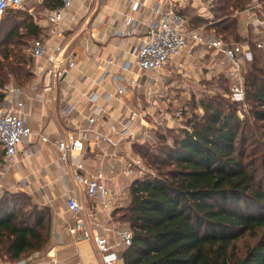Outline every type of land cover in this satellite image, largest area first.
<instances>
[{
  "label": "trees",
  "instance_id": "obj_1",
  "mask_svg": "<svg viewBox=\"0 0 264 264\" xmlns=\"http://www.w3.org/2000/svg\"><path fill=\"white\" fill-rule=\"evenodd\" d=\"M215 2L211 12L229 13L246 9L252 0ZM45 4L52 9L61 0H44ZM25 11L11 10L1 19L16 20ZM19 19V26L0 28L3 91L10 83L29 86L36 79L30 48L42 30L32 18ZM238 22V18H225L210 30L227 42L246 41L237 31ZM29 37L28 57L23 47ZM254 38H250L254 61L245 73L252 124L240 120L239 103L228 104L219 94H211L201 98L203 112L188 118L172 143L160 130L155 144H134V153L158 174L133 181L128 201L120 209L124 213L119 220L132 231L131 245L121 252L123 264H264V183L257 177L256 162L246 161L237 147L239 136L242 142L247 140V127L256 129L258 122H264V50ZM220 80L229 92V81L224 75L217 83ZM211 85L218 87L216 81ZM262 165L264 169V161ZM19 197L6 192L0 198V261L7 263L45 256L51 248L50 209L35 204L37 210L23 214L16 208ZM245 236L256 243L240 252L238 241Z\"/></svg>",
  "mask_w": 264,
  "mask_h": 264
},
{
  "label": "crops",
  "instance_id": "obj_2",
  "mask_svg": "<svg viewBox=\"0 0 264 264\" xmlns=\"http://www.w3.org/2000/svg\"><path fill=\"white\" fill-rule=\"evenodd\" d=\"M136 1L145 2L146 5H139L137 8L129 0H75L66 10L62 23L65 31L64 40L68 51L77 55L76 66L62 80L55 83L51 92L31 91L30 86L37 83V79L24 88L29 96V98L23 96L22 99L26 100V123L34 133L32 143L23 146L12 164L9 165L5 157L0 161V189L3 192L27 193L41 207L50 209L51 248L47 254L56 255L64 264H71L72 261H76V264H103L91 241H77L69 232L76 224L72 213L67 209L66 201L69 195L73 193L77 195L82 206L81 217L87 222L90 233L94 234V230L89 222L95 218L105 227L99 232L107 236L113 250L120 255L124 247L119 244L114 230L126 228L113 220V214L109 216L105 213L101 204L85 195L74 183L72 170L66 168L59 160L60 153L56 141L75 128L73 118L76 113L85 110V114H88L91 97L98 95L97 103L111 108L114 121L128 117L133 110L140 113L151 112L155 116L163 111L172 116L173 112L167 110V107H170L168 104L170 100L164 101V98H167L165 96H169L173 89L178 88H174L172 84L174 79L187 81L194 77L201 81L225 75L226 65L223 61L193 46L167 65L166 73L169 77L167 84L158 81L157 75L147 77L133 65L131 69L125 71V64L134 62L133 52L143 39V26L151 20L149 7L156 2ZM211 4L207 0H188L183 14L186 15L189 6L197 10L196 18H187L189 26L206 34L214 33L210 26L220 21L219 18L210 17L208 5ZM241 13L242 18H238V21L242 24L246 41L251 43L250 38L253 37L255 42L264 40L262 35L257 34V29L252 24L256 19L253 18L255 14L264 19V12L250 10ZM35 22L40 26L41 38L46 42L48 53L51 54L57 40L49 37L46 18H35ZM111 60L116 62L110 63ZM38 62L39 60L33 59V70ZM123 78L133 79L136 83L131 85ZM118 84L128 85L127 93L120 98L104 102L101 96L108 92L115 94ZM69 104L75 107L76 112L65 120L64 111ZM150 122L151 118L136 119V131L151 125ZM174 122L171 119L164 125L171 127ZM40 135L47 137L49 141L44 142ZM130 149L125 142L121 143L118 151L109 146L95 150L92 148L84 159L88 170L103 171L112 179L111 186L115 184L119 191L126 194V202L130 186L136 180L123 175L129 164L127 153L135 155L134 146L133 151ZM47 254L42 257H46ZM42 257L36 254L31 259ZM0 264L8 263L0 261Z\"/></svg>",
  "mask_w": 264,
  "mask_h": 264
},
{
  "label": "built area",
  "instance_id": "obj_3",
  "mask_svg": "<svg viewBox=\"0 0 264 264\" xmlns=\"http://www.w3.org/2000/svg\"><path fill=\"white\" fill-rule=\"evenodd\" d=\"M214 0H207L211 4ZM44 0H0V18L11 10H26L35 17V11L43 5ZM75 0H61V4L49 9L46 13L47 32L49 37L57 40L51 54L48 53L47 44L42 38L34 40L31 47V56L39 62L34 67L37 83L30 86L33 92L45 90L51 92L57 81L62 80L77 63L75 52H69L65 44V31L62 28L65 12ZM137 8L146 5L145 2L129 0ZM188 0H156L149 7L151 20L144 24L143 39L134 49V62H128L124 70L128 71L132 65L147 77L157 75V80L162 84L168 83L167 65L174 58H179L191 46L208 52L226 65L225 78L229 81L228 98L234 103L245 100V73L254 61L253 47L250 42L225 41L215 33L206 34L201 30L189 26L186 16L183 14ZM250 10L264 12V0H253L243 11ZM252 24L257 29V34L264 37V19L255 14ZM248 27V25H247ZM259 49L264 50V40L256 42ZM111 60L110 63H115ZM123 80H127L123 78ZM131 85L136 82L127 80ZM128 91V85H117L115 94L105 93L101 96L104 102L112 98H120ZM5 106L0 109V148L4 151V157L8 164H12L24 145L32 143L34 135L32 129L26 123V100L29 98L24 87L13 83L8 84L4 90ZM43 99L42 96H39ZM99 96L91 97L89 113L85 110L78 111L73 118L75 128L56 141V147L60 153V162L66 168H70L74 183L81 188L85 195L101 204L105 213L111 216L116 210L126 204V194L119 191L115 184H110L111 178L103 171L92 172L85 166L84 159L90 149H100L109 146L118 151L122 142L128 143L130 150L136 143L155 144L160 130L167 126L164 123L173 119L178 120L184 110H177L170 116L168 112H161L158 116L151 112H138L133 110L130 115L114 121L113 111L105 104H98ZM76 109L73 105L66 106L64 119L68 120ZM151 118V125L136 131V119ZM44 142L47 137L40 135ZM129 162L123 171L126 177L134 179L143 178L146 167L143 160L129 152L126 155ZM67 209L72 213L76 224L69 229L77 241H91L96 254L103 264H118L123 262L120 254L113 250L106 235L99 230L105 229L97 219L90 220L89 224L94 230L91 234L87 222L81 217L82 206L76 194H71L66 201ZM114 234L121 246L128 247L132 243V231L130 228H117ZM8 264H64L56 255L47 254L46 257L32 260L26 259Z\"/></svg>",
  "mask_w": 264,
  "mask_h": 264
},
{
  "label": "rangeland",
  "instance_id": "obj_4",
  "mask_svg": "<svg viewBox=\"0 0 264 264\" xmlns=\"http://www.w3.org/2000/svg\"><path fill=\"white\" fill-rule=\"evenodd\" d=\"M216 2L214 3V5L217 4ZM208 7H209V10H212L214 6L208 5ZM47 9H49V6L47 4L39 7L35 11L36 17L46 18ZM241 11H243V9L242 10H231L229 13H227L226 11H217L214 13L211 12L210 17L219 18V21H222L225 18H242ZM185 13L188 16V18H195V14L197 13V10L195 9V7L189 6L187 7ZM17 18L18 19L16 20H14L13 18L9 22L3 21V19L0 18V28L2 27L3 30H7V29L9 30V28H11L13 25L19 26L20 24L19 18H32L35 21V17H33L29 13V11H25V13L18 14ZM15 21L17 23H15ZM237 31L240 33L242 38H245L243 29H242V24L240 22H238ZM24 42H26L27 46H24L23 50L26 53V55L29 57L27 48L31 47L32 39L30 37L25 38ZM249 69L250 68L246 69V71H248ZM218 77L219 76H213V77H210V79H206V80L203 79L201 81H198V79H194V77H191L187 81H183L182 79L179 80L176 78L174 79V82L171 81L172 84H174V88L175 87H178V88H175V90L173 89V92L170 93L169 96H165L167 98H164L165 99L164 101L170 100V103L168 104H170L171 108L167 107V110L171 111L170 113L172 112L174 113L177 110L178 111L184 110V114L178 120H175L174 124L171 125V127H167L163 131V132L165 131L167 132V135L170 138L171 143L173 142L172 141L173 138L180 136L179 134H181L183 128L186 127V121L188 118H192L196 114H201L203 112V110L199 108V102L201 98L207 95H211V94L212 95L219 94V96L223 99V101L229 104L230 100L228 98V92L224 91L225 85H223V82L221 80L218 81L217 83ZM215 81H216V84H218L216 85L218 87L213 88L211 84L214 83ZM14 84L20 87H24V88L28 87L22 84H17V83H14ZM3 92H4L3 89H0V94H4ZM4 98H5V94H4L3 99L0 101V109H2L5 106ZM252 110H253V106L251 104L250 97L246 93L245 100L239 103L238 105V113H239L240 120H242L243 122H249L250 124H252V122H254V119L251 117ZM246 136H247V140L245 142H242V137L239 136V142L237 146L238 150L243 151V153H245L244 159L246 161L249 160V162H256L257 166L259 167L257 177L259 178L260 183H264V169L262 165L264 161L263 160L264 159V122H258L256 129H253V128L249 129L247 127ZM3 157H4L3 152L0 149V161L3 159ZM145 167H146V174L143 177H146L148 175L156 176L158 174V172L154 168H151L147 166L146 164H145ZM6 192H10V191L3 192L0 189V198L3 195H5ZM19 195L20 197L17 200L18 202L16 203L17 204L16 208H19L17 210L21 211L23 214L30 215L36 209L35 204L37 203L35 199L24 192H19ZM123 213H124L123 210L118 209L113 214V220L116 222H120L122 226H124V223H122V221H120L119 219ZM44 218H45L46 223L50 222V217L47 212L44 213ZM255 243H256V239L249 238L248 236L243 237L242 239L238 241L240 252H244L247 247L253 246L255 245ZM22 260H26V258ZM71 264H76V261H72Z\"/></svg>",
  "mask_w": 264,
  "mask_h": 264
}]
</instances>
